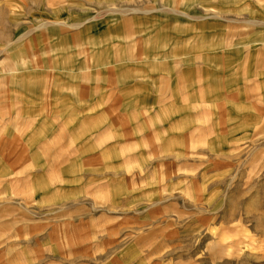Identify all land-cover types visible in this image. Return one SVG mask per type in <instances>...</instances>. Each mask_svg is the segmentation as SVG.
Wrapping results in <instances>:
<instances>
[{
  "label": "rangeland",
  "instance_id": "obj_1",
  "mask_svg": "<svg viewBox=\"0 0 264 264\" xmlns=\"http://www.w3.org/2000/svg\"><path fill=\"white\" fill-rule=\"evenodd\" d=\"M0 264H264V0H0Z\"/></svg>",
  "mask_w": 264,
  "mask_h": 264
}]
</instances>
